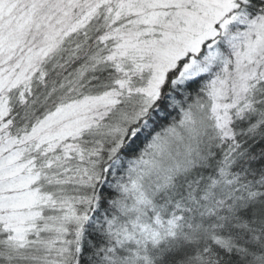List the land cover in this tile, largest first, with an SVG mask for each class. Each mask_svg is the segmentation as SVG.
Instances as JSON below:
<instances>
[{
    "label": "snow or ice",
    "instance_id": "snow-or-ice-1",
    "mask_svg": "<svg viewBox=\"0 0 264 264\" xmlns=\"http://www.w3.org/2000/svg\"><path fill=\"white\" fill-rule=\"evenodd\" d=\"M0 264H264V0H0Z\"/></svg>",
    "mask_w": 264,
    "mask_h": 264
}]
</instances>
